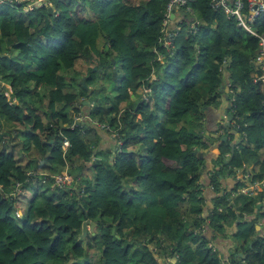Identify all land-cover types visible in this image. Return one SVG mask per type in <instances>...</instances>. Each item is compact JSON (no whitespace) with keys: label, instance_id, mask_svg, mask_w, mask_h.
<instances>
[{"label":"trees","instance_id":"1","mask_svg":"<svg viewBox=\"0 0 264 264\" xmlns=\"http://www.w3.org/2000/svg\"><path fill=\"white\" fill-rule=\"evenodd\" d=\"M27 2L0 3V115L15 131H0V264H264V191L230 197L242 184L231 169L264 177L257 40L209 0H190L192 13L169 24L171 51L167 0ZM253 27L264 35V12ZM227 103L238 127L217 122ZM76 113L82 128L64 126ZM95 130L114 144L102 160ZM65 167L72 189H50ZM84 220L94 226L82 238Z\"/></svg>","mask_w":264,"mask_h":264},{"label":"built area","instance_id":"2","mask_svg":"<svg viewBox=\"0 0 264 264\" xmlns=\"http://www.w3.org/2000/svg\"><path fill=\"white\" fill-rule=\"evenodd\" d=\"M2 0H0L1 3ZM19 2L18 0H15ZM50 0L39 1L40 3H48ZM190 0H167L165 4L164 15L161 21V32H162V46L166 51H171L173 44V36L176 34V31L171 29L169 30V24L176 19L178 13L182 14H191V8L189 7ZM49 4V3H48ZM208 6L213 11H222L226 17L233 18L236 24L249 33L252 37L257 40V61L259 65L260 75H258V80L264 83V35L257 32L253 27V24L256 18L264 12V0H209ZM172 16V17H171ZM181 17L176 19V22H179ZM189 28L191 31L196 30V25L199 23L197 19L193 20L190 18ZM161 55V54H159ZM160 57L157 56L159 61ZM6 92L5 94L11 93V89L8 85H4ZM146 90V89H145ZM85 120V116L82 113L73 114L72 123L67 125L68 128H82V122ZM100 128L104 127L108 129L106 125L97 124ZM232 125L238 127L234 121H232ZM111 137H116L115 147L119 152L121 150L122 140L118 137L114 132H112ZM68 142L63 140L61 147L62 150H65L68 146ZM234 172V179L237 182H241V186L237 187V194L246 195L248 197L256 196L261 191H264V177L262 179H254L250 180V173L248 171L241 172L236 169ZM38 174L37 176L45 177L46 173H32ZM239 174V175H238ZM45 181V178L42 180ZM74 177L70 172H68L65 167L64 170L55 174L52 177V183L50 185L57 187H68L70 184L74 182ZM69 188V187H68ZM236 194V192H234ZM236 194V195H237ZM17 215V214H16Z\"/></svg>","mask_w":264,"mask_h":264},{"label":"rangeland","instance_id":"3","mask_svg":"<svg viewBox=\"0 0 264 264\" xmlns=\"http://www.w3.org/2000/svg\"><path fill=\"white\" fill-rule=\"evenodd\" d=\"M13 2H15V0H13ZM20 2V1H19ZM22 2V1H21ZM26 8H28V7H26ZM25 8V9H26ZM25 11V10H24ZM197 16V13H194L193 14V17H196ZM160 58L159 59H162L163 60V55H158ZM31 68V66H29V68H28V70ZM100 71H102V72H104L105 73V71L107 72V70L106 69H102V70H100ZM98 77H100V74L98 73ZM264 83L262 82L261 83V85H262V87L264 86L263 85ZM32 86V84L31 83H29V86L28 87H31ZM38 92L39 93H41V91L40 90H38ZM38 99H39V97L37 98L36 97V95H32V96H30V98H29V103H33V102H35V101H38ZM35 106L38 108L39 107V104H38V102L35 104ZM64 126H67L66 124H64ZM8 127H11V125H10V123L9 122H7V121H5L3 118H2V116L0 115V131H2V133H3V135H4V138L5 139H8V136H7V134L9 135V138H13V136H15V131L13 130V128L12 129H10V128H8ZM211 134V133H210ZM212 136H214V133L212 132V134H211ZM19 137H22L21 139H19ZM19 137H17L16 138V140H14L13 142H14V144H16L15 145V149H16V151L18 152V151H20V154H18V153H16V156H19V157H21L22 159L20 160V163L21 164H24L26 161H25V155H27V153H26V150H23L22 151V146L20 147V143H22V142H24V138L23 137H25V136H23V135H21V136H19ZM8 144H11V142H8ZM30 154V153H29ZM235 171H237L236 169H231V172L232 173H234ZM84 172L85 171H83L82 172V174L83 175H86V174H84ZM86 172L87 173H89L88 175H89V177H90V179L92 180V177H93V174H92V172H91V170H86ZM246 172V171H245ZM82 175V176H83ZM239 175V174H238ZM72 176H73V174H72ZM74 177V176H73ZM88 178V177H87ZM241 186V185H240ZM72 187H73V183L72 184H70L69 185V189H72ZM50 189H54V186H52V185H50ZM230 190H232V189H230ZM14 191H19V187L18 186H16V188H15V190ZM233 193L232 194H230V197L231 198H233V197H235V196H237V195H239V194H237V188L235 189V191L233 190L232 191ZM234 192H236V194L234 193ZM12 195H13V192H12ZM241 195V194H240ZM15 196V195H14ZM14 196H12V197H14ZM243 197H245V198H255V197H257V195L256 196H252V197H248V196H246V195H242ZM20 205H22V206H25L26 204H27V198H21L20 200ZM197 203L198 202H194V205H197ZM193 204V203H192ZM205 205H210V201H208V204H207V200H205ZM187 212H188V208H187V204L185 203L184 205H183V207H182V209H181V211H180V213H181V215L184 217V218H187L186 217V214H187ZM19 216V215H18ZM229 238V237H228ZM209 245H211V244H209ZM208 245V247H210ZM164 246H165V243H164ZM165 261V260H164Z\"/></svg>","mask_w":264,"mask_h":264},{"label":"crops","instance_id":"4","mask_svg":"<svg viewBox=\"0 0 264 264\" xmlns=\"http://www.w3.org/2000/svg\"><path fill=\"white\" fill-rule=\"evenodd\" d=\"M18 1H20V2L21 1H28L27 2L28 4H37L39 1H43V0H18ZM252 63L254 65V67L260 72L258 61H257V54H256V56H255V58H254ZM259 75H260V73H259ZM223 105H224V103H223ZM225 107H226V105H225ZM224 121H225L224 114H223V111H221L218 114V121L217 122H219L218 123L219 125L220 124L223 125ZM219 125H218V127H219ZM230 125H232V121L230 122ZM95 131H96V135L94 136V138L96 140L95 157H96V160H102V159H104L106 157V153L108 151L109 152L112 151V149L114 147V144H113V141L109 138V136L105 132L99 131V130H95ZM89 133H91V132H89ZM213 133H214V136L217 135V134H220L221 133V129H219L217 132H213ZM91 134H89V135H91ZM205 159H207V156H205ZM209 168H210V166H209ZM88 174L89 173L86 172L87 177L90 179ZM231 183H232V181L227 179V183L226 184L228 186H230ZM203 194H204L205 200H207V203H208V201H210V198L212 197V194L210 193V191H208L206 189L203 191ZM225 239H228V238H225ZM220 243H221L223 249L225 250V252H228L229 248H230L229 242L220 240Z\"/></svg>","mask_w":264,"mask_h":264},{"label":"water","instance_id":"5","mask_svg":"<svg viewBox=\"0 0 264 264\" xmlns=\"http://www.w3.org/2000/svg\"><path fill=\"white\" fill-rule=\"evenodd\" d=\"M47 12H48V14H52L53 11H52V9H51L50 6L47 7ZM0 57H1V55H0ZM94 69H95V67H94ZM80 82L84 86V80L81 79ZM224 98L226 99L227 96H224ZM83 104H86V101H83ZM230 106H231L230 103H227L226 108L223 110V114H224L225 121H224L222 127H224V128H230L231 127L230 122L232 121V117L230 115H227V110L230 109ZM233 133H235V132H233ZM221 139H222V141H226L227 140V137L226 136H223ZM233 149H234L233 144L230 143V149H229V156H228V158L231 157V155L233 153ZM195 152H196V150H195ZM198 156L201 157L202 156V153L199 152L198 153ZM109 162H111V159H109ZM224 162H226V160H224ZM93 226H94V223L91 222V221H89V220L82 221V223H81V234H80V236L83 238L84 235L86 234L87 230H89L90 232H92L93 231ZM237 255L238 256H241L240 254H237Z\"/></svg>","mask_w":264,"mask_h":264}]
</instances>
